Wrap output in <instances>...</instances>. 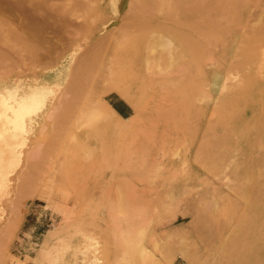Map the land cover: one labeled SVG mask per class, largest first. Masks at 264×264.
<instances>
[{"label": "rangeland", "instance_id": "1", "mask_svg": "<svg viewBox=\"0 0 264 264\" xmlns=\"http://www.w3.org/2000/svg\"><path fill=\"white\" fill-rule=\"evenodd\" d=\"M177 1L52 0L70 24L50 62L0 24L8 91L69 64L73 101H124L130 119L88 136L59 106L27 121L0 194L2 264H264V0H213L234 19L205 17L200 42L181 34L191 0ZM121 78L130 100L105 92ZM71 97L65 86L48 102ZM138 232L144 261H131L123 241Z\"/></svg>", "mask_w": 264, "mask_h": 264}, {"label": "bare ground", "instance_id": "2", "mask_svg": "<svg viewBox=\"0 0 264 264\" xmlns=\"http://www.w3.org/2000/svg\"><path fill=\"white\" fill-rule=\"evenodd\" d=\"M51 1L52 0H0V24L5 26L9 30L10 35L14 37H18L20 39H24L25 42L29 41L30 43H32L31 45L30 43L27 44L28 48H30L28 51L31 50V52H33L32 55L33 56L35 55L34 56L35 58L36 56L39 55V57H41L42 59L49 58L48 59L49 62L56 60L53 55L54 51L56 50L58 46L56 44L55 35L57 34L58 36L59 31H61L62 29L65 30V28L70 24L69 18L67 17V13L69 10H66L65 12L64 11L61 12L58 6L55 7L54 5H51L52 4L50 3ZM179 1L181 3L184 2V0H178L177 2L179 3ZM214 1L213 0H191L192 5L190 6L189 10L191 13H193V16L188 15L189 18L187 22L185 21L183 23V25L189 28L192 32L187 31V29L181 31V34L185 38L189 39V37L190 38L193 37L194 39V37H196L197 41L199 42H200L199 39L205 38V37L202 38L204 34H203V31H201L202 29L201 26L203 25L204 27L206 26L205 24L202 25L201 23V22L203 23L205 22V21H202L203 19L207 18V20L209 21V24L211 22H214L218 18L226 17L227 20L229 19L228 17L230 15L227 13L228 11L225 9L228 6V5L226 6V2L223 3L226 7L224 6L225 7L223 8L224 10L221 9L220 11L218 10L219 3L218 2H217L218 4L215 3L216 4L215 6V4H212ZM220 1L222 3V1L224 0H220ZM230 1L233 2L235 0H230ZM233 3H234V6L232 8L236 9L237 6L235 2ZM223 4L221 7H223ZM218 11L220 12L225 11V15L227 13V15L229 16H225L223 13L224 15V16L222 15L223 17L222 16L217 17L218 16L217 13L218 14L220 13ZM237 15L239 16L238 13ZM231 17L233 18V16ZM210 26H213V24H210ZM210 26H208L209 29H214V28H211ZM206 28L207 27H205L204 29ZM153 45L149 47V50L153 51V47H152ZM159 45L167 47L168 52L171 54L170 48L172 47L169 48L170 46L169 41L160 40ZM5 52L7 55H5V53H3V55L7 58H9L13 53L12 51L11 53L9 50H6ZM10 53L11 55H9ZM52 55H53L52 58L54 59L50 60V57ZM151 60L153 61V59ZM146 63L147 65L153 64V63H150V56L147 57ZM52 64H50V68H51V65L52 67L55 65L54 62ZM68 65L69 64L60 65L59 69L52 70L50 73H46V76L44 77V80L41 85L29 86L27 89H25L21 93H18V88H17V91L16 90L8 91L5 85L3 86L0 85V194H3V192L5 191L6 180L8 178V175L14 169V167L16 166V164L18 163L20 159L19 148L22 147L24 144V140H25L24 134L26 131L27 121L30 120L33 116H37L43 110H47L49 107L53 109L55 108L57 109L59 106L58 109L60 110V113L62 115H65L67 117L70 116L74 118L76 127H79V126L84 127L83 134L86 136H88L91 133L97 134L101 132L102 124L100 123V121L102 119H105L108 117H115V118H122L123 120H127L128 122L130 121L129 117H126V118L121 117L119 113L109 104L108 105L104 104L103 107H100V106L97 107V106H94L92 102H89V101L88 102L82 101V103L80 102L81 104L79 103L78 100H77L78 102L73 101V98L75 97V95L78 94L77 92L80 89L79 87L80 84L78 83V80H73L71 84L67 83V76L69 72ZM120 65L123 66V70L121 71H125V70L128 71L129 69L133 70V61L131 59L122 60V64L120 63ZM107 73H110V72H107ZM130 75H131V72H130ZM130 75L128 74L127 76H130ZM116 76H119V75H116ZM101 77L103 78L104 76L101 75ZM120 80L125 81L123 78L119 79L118 81L117 79L116 81L111 80L110 84L105 88V92L112 89V90L117 91L119 95L123 96L127 100H130L129 99L130 93L127 89L122 87V85L119 82ZM141 80L143 79L141 78ZM65 86L67 90L71 92L72 94L71 98L69 99L65 98L63 102H48V100L54 94L55 91ZM16 87H17V84H16ZM19 90L21 91L20 88ZM78 96H80V94ZM116 127L117 129L121 130V125H118ZM8 224L10 225V223ZM8 224L6 225L7 227H9ZM141 235H142L141 232H138L137 235H135L132 238L131 237L124 238V241H123L125 245L124 249L126 250L128 254L130 253L131 261L137 260V257L133 255L136 252H139L140 254L139 259L141 261L142 260L144 261V259L141 258V256L144 257V250H143V244L141 242L142 241ZM262 236L264 238V230H263ZM5 243L7 242H4V244L3 243L2 244L5 245ZM3 245L1 247H3ZM17 259L19 263L25 264V262L30 260V257L26 256L24 259H20V258H17ZM237 260H239L238 257H237ZM263 262H264V258H263ZM0 264L2 263L0 262Z\"/></svg>", "mask_w": 264, "mask_h": 264}, {"label": "crops", "instance_id": "3", "mask_svg": "<svg viewBox=\"0 0 264 264\" xmlns=\"http://www.w3.org/2000/svg\"><path fill=\"white\" fill-rule=\"evenodd\" d=\"M121 102V104L119 103ZM119 102H115L117 104V106L122 110V112H125V106L127 107L126 103H124V101H119ZM116 110V109H115ZM117 111V110H116ZM118 112V111H117ZM119 113V112H118Z\"/></svg>", "mask_w": 264, "mask_h": 264}, {"label": "trees", "instance_id": "4", "mask_svg": "<svg viewBox=\"0 0 264 264\" xmlns=\"http://www.w3.org/2000/svg\"><path fill=\"white\" fill-rule=\"evenodd\" d=\"M110 104H111L112 107H113L114 109H116L120 114L125 115V114L122 112V110L117 106V104H116L115 102L110 101Z\"/></svg>", "mask_w": 264, "mask_h": 264}, {"label": "built area", "instance_id": "5", "mask_svg": "<svg viewBox=\"0 0 264 264\" xmlns=\"http://www.w3.org/2000/svg\"><path fill=\"white\" fill-rule=\"evenodd\" d=\"M7 264H21V263H19L17 258H13Z\"/></svg>", "mask_w": 264, "mask_h": 264}]
</instances>
